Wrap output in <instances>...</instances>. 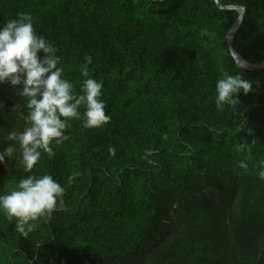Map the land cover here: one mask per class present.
I'll list each match as a JSON object with an SVG mask.
<instances>
[{"label":"trees","instance_id":"1","mask_svg":"<svg viewBox=\"0 0 264 264\" xmlns=\"http://www.w3.org/2000/svg\"><path fill=\"white\" fill-rule=\"evenodd\" d=\"M217 1L245 8L232 47L263 63L264 0ZM21 13L55 44L77 93L92 57L111 119L71 120L69 140L32 173L0 164V194L30 174L65 187L63 207L28 236L0 213V264H264V67L231 56L240 13L215 0H0V25ZM238 71L252 91L218 108L216 80ZM21 87L0 84V151L26 126Z\"/></svg>","mask_w":264,"mask_h":264},{"label":"clouds","instance_id":"2","mask_svg":"<svg viewBox=\"0 0 264 264\" xmlns=\"http://www.w3.org/2000/svg\"><path fill=\"white\" fill-rule=\"evenodd\" d=\"M54 43L39 35L30 14L21 13L17 18L0 25V84L8 83L14 89L22 86L19 95L25 98L27 116L22 131L13 130L5 137L12 142L0 151V164L6 157L14 158L24 172L32 173L42 155H55L52 147L69 140L66 134L71 120L82 122L84 128H100L109 123L106 104L101 99L104 85L89 73L92 57H85L80 67L83 79L80 93L65 77L61 57ZM44 55H39L40 53ZM253 84L244 78L241 71L236 74L222 72L215 82V105L236 107L238 96L248 94ZM84 108L83 113L79 110ZM241 153L251 152L248 144H240ZM115 155V148H109ZM19 152V158H17ZM248 157L239 161V167L247 170ZM258 176L264 180V160L257 162ZM75 175L68 177V183ZM65 187L51 174H30L21 178L6 194H0V213L9 221L15 219V231L28 236L39 226V221L50 220L52 214L63 207Z\"/></svg>","mask_w":264,"mask_h":264},{"label":"water","instance_id":"3","mask_svg":"<svg viewBox=\"0 0 264 264\" xmlns=\"http://www.w3.org/2000/svg\"><path fill=\"white\" fill-rule=\"evenodd\" d=\"M217 2V5L219 6V8L221 9H224V10H231V11H238L240 13L239 17L237 18V20L235 21V23L233 24L232 28L228 31L227 33V38H226V43H227V46L229 48V51L231 53V56L234 60V62L238 65V66H241V67H244V68H263L264 67V62L259 64V65H252V64H249L247 62H245L242 57L233 49L232 47V40L233 38L235 37L240 25H241V22H242V19H243V15H244V12H245V8L244 7H239V6H227V7H222L217 0H215Z\"/></svg>","mask_w":264,"mask_h":264}]
</instances>
